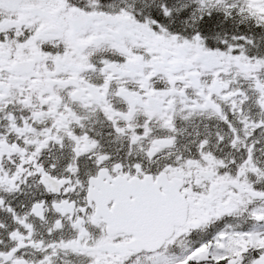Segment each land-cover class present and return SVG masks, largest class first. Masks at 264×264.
Returning <instances> with one entry per match:
<instances>
[{
  "label": "snow or ice",
  "instance_id": "6c2138e0",
  "mask_svg": "<svg viewBox=\"0 0 264 264\" xmlns=\"http://www.w3.org/2000/svg\"><path fill=\"white\" fill-rule=\"evenodd\" d=\"M0 264H264V0H0Z\"/></svg>",
  "mask_w": 264,
  "mask_h": 264
}]
</instances>
